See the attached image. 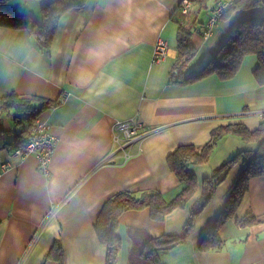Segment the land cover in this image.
I'll list each match as a JSON object with an SVG mask.
<instances>
[{
    "label": "crops",
    "instance_id": "crops-1",
    "mask_svg": "<svg viewBox=\"0 0 264 264\" xmlns=\"http://www.w3.org/2000/svg\"><path fill=\"white\" fill-rule=\"evenodd\" d=\"M49 1L10 0L0 4V13L23 12L40 23V10ZM181 1L87 0L61 15L48 50H40L23 30L0 28V97L15 93L49 102L37 117L57 139L47 177L39 172L35 155L20 159L12 155L13 148L0 150V264H41L55 242L63 246L65 264H105V247L94 226L111 196L155 190L170 202L186 186L167 165L176 148H202L224 125L258 128L264 85L253 77L256 56H245L230 80L211 75L187 85L170 83L179 74L174 71L176 32L186 21L178 11ZM189 1L195 55L182 78L198 72L219 51L240 17L264 16V8L234 11L203 38L216 1L205 7ZM158 40L166 43L168 54L152 64ZM18 119L27 125L24 117ZM129 120L158 131L134 145L133 156L123 163L118 154L107 156L114 125ZM19 128L10 115L0 119L9 143L14 144ZM256 149L255 142L224 136L206 163L188 167L196 188L183 208L161 222L153 221L147 209L122 213L116 264H134L133 246L140 247L146 237L182 234L202 197L203 181L237 152ZM243 169L242 161L235 163L185 240L159 252L163 264H264V176L248 181L236 212L218 229L219 248L200 249ZM248 214L254 221L243 225Z\"/></svg>",
    "mask_w": 264,
    "mask_h": 264
},
{
    "label": "trees",
    "instance_id": "trees-1",
    "mask_svg": "<svg viewBox=\"0 0 264 264\" xmlns=\"http://www.w3.org/2000/svg\"><path fill=\"white\" fill-rule=\"evenodd\" d=\"M8 1L10 0H0V4H6ZM86 1L51 0L43 5L40 10V23L23 12L16 14L0 13V28L23 30L35 39L40 50H48L61 15L68 10L82 8ZM196 1L205 7L206 4L217 0ZM254 8H264V0H237L220 19L234 11ZM194 31L195 28L190 27L187 21L177 28V57L174 71L179 74L176 77L172 75L170 83L187 85L211 75L217 76L222 81L230 80L240 69L243 58L247 55H254L258 64L253 71V77L259 85H264V16L240 17L219 51L198 72L190 77L182 78V72L186 70L187 65L195 55V50L191 44V35ZM49 105V102L36 98H22L15 93L0 97V119L10 115L11 121L17 126H21L13 132L14 144L6 141L8 132L0 131V150L21 145L28 136L31 120L37 117L41 109ZM19 117H24V120H27V125L22 126L18 121ZM227 135H234L244 141L255 142L257 149L254 152H237L219 166L210 179L203 181L202 197L192 210L182 234L178 236L165 235L158 238L146 237L140 247L134 244L132 261L136 258L134 264H163L159 252L172 248L185 240L192 228L194 218L209 203L216 187L223 181L230 168L235 163L242 161L244 169L230 190L223 211L200 243L201 250L219 248L218 229L224 221L236 212L247 191L248 181L254 177L264 176V115H262V121L258 128L254 131L247 130L241 124L224 125L211 132L209 141L202 148L182 145L169 154L167 165L170 171L175 174L178 181L186 185L170 202L164 200L163 196L155 190L139 194L120 191L111 196L102 206L94 226L98 243L105 247V264H116L117 262L120 239L116 230L120 215L127 211L147 209L153 221L161 222L173 210L183 208L196 188V180L188 172V167L192 164L206 163L218 141ZM253 221V217L248 214L240 222L247 225ZM47 261L65 264L64 249L61 243L55 242L50 247L41 264H45Z\"/></svg>",
    "mask_w": 264,
    "mask_h": 264
},
{
    "label": "built area",
    "instance_id": "built-area-1",
    "mask_svg": "<svg viewBox=\"0 0 264 264\" xmlns=\"http://www.w3.org/2000/svg\"><path fill=\"white\" fill-rule=\"evenodd\" d=\"M237 0H217L212 15L208 20L204 30L203 38H207L213 32L214 26ZM191 9L189 0H182L178 6V11L182 16L186 17ZM168 54V47L165 42L158 40L154 46L151 63L156 64L163 61ZM264 113L261 114L262 117ZM155 130H144L143 126L136 121L129 120L125 122H117L112 130V149L107 157L120 155L123 162L128 161L132 157L131 149L134 145L139 144L144 138L155 133ZM57 139L51 134L48 126L35 117L29 125V133L24 142L12 149L14 157L23 159L28 155H35L39 172L43 176H49L50 164L56 147Z\"/></svg>",
    "mask_w": 264,
    "mask_h": 264
},
{
    "label": "rangeland",
    "instance_id": "rangeland-1",
    "mask_svg": "<svg viewBox=\"0 0 264 264\" xmlns=\"http://www.w3.org/2000/svg\"><path fill=\"white\" fill-rule=\"evenodd\" d=\"M216 3V2H215ZM120 156V155H119ZM132 156H133V154H132ZM121 157V156H120ZM122 158V157H121ZM122 162H123V160H122ZM123 163H125V162H123Z\"/></svg>",
    "mask_w": 264,
    "mask_h": 264
}]
</instances>
